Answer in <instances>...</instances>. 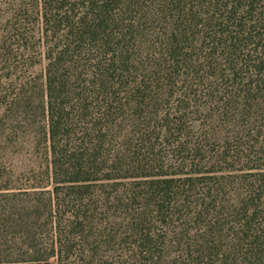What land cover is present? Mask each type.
<instances>
[{
	"label": "trees",
	"instance_id": "trees-1",
	"mask_svg": "<svg viewBox=\"0 0 264 264\" xmlns=\"http://www.w3.org/2000/svg\"><path fill=\"white\" fill-rule=\"evenodd\" d=\"M12 264H264V0H12Z\"/></svg>",
	"mask_w": 264,
	"mask_h": 264
},
{
	"label": "rangeland",
	"instance_id": "rangeland-1",
	"mask_svg": "<svg viewBox=\"0 0 264 264\" xmlns=\"http://www.w3.org/2000/svg\"><path fill=\"white\" fill-rule=\"evenodd\" d=\"M29 156L12 147V0H0V264H12V185Z\"/></svg>",
	"mask_w": 264,
	"mask_h": 264
}]
</instances>
